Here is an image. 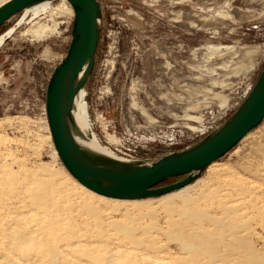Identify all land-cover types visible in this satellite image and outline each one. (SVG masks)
Here are the masks:
<instances>
[{
	"label": "rangeland",
	"instance_id": "1",
	"mask_svg": "<svg viewBox=\"0 0 264 264\" xmlns=\"http://www.w3.org/2000/svg\"><path fill=\"white\" fill-rule=\"evenodd\" d=\"M97 2L101 32L83 88V135L118 158L149 165L213 134L238 111L264 66V0ZM21 16L0 30H12L0 47V216H21L26 229L54 223L49 238L76 249L36 264H264V119L187 187L138 200L147 204L142 211L134 209L138 201L90 197L56 153L45 106L73 13L56 1L36 19ZM39 27L46 31L34 37ZM181 231L210 233L211 253L183 247ZM3 245L0 236V259ZM38 245L27 252H39Z\"/></svg>",
	"mask_w": 264,
	"mask_h": 264
},
{
	"label": "water",
	"instance_id": "2",
	"mask_svg": "<svg viewBox=\"0 0 264 264\" xmlns=\"http://www.w3.org/2000/svg\"><path fill=\"white\" fill-rule=\"evenodd\" d=\"M9 0L0 6V29L13 16L43 2ZM73 12L71 40L49 79L45 106L56 153L70 176L87 191L111 200L138 201L179 191L231 151L264 119V66L238 111L217 131L195 145L147 165L122 163L84 150L70 129L71 102L83 90L94 67L100 40L97 0H64ZM185 177L158 187L169 179Z\"/></svg>",
	"mask_w": 264,
	"mask_h": 264
},
{
	"label": "bare ground",
	"instance_id": "3",
	"mask_svg": "<svg viewBox=\"0 0 264 264\" xmlns=\"http://www.w3.org/2000/svg\"><path fill=\"white\" fill-rule=\"evenodd\" d=\"M7 1H9V0H6L2 4L6 3ZM51 3L52 2H43V3L38 4V5H36V6L32 7V8H29V9L24 10L23 12L20 13V14H22V16L20 18V21L22 22L24 20V18L28 14H30L32 16V19H36L39 16L48 13V11L50 9ZM59 3L62 5V8H64V7L66 8L68 14L71 15L73 13V12H71L72 10H70L71 7L69 8L67 6L68 3L66 1L60 0ZM45 31L46 30H45L44 27H39L35 31H33L32 34L34 35V37L40 38L39 36L44 35L43 33H45ZM11 33H12V30H8V32L6 34L0 36V47L3 45L5 39ZM83 97H84L83 90H81V91H79L75 95L74 99L72 100V102L70 104V106H71L70 107L71 108L70 129H71L72 133L76 135V138L78 139V142H79L80 146L84 150H86V151H88L90 153H93V154H96V155H99V156L108 158V159L113 160V161L122 162V163H132V161H128V160H124V159H121V158L116 157L107 148L101 146L94 137H91V138H89V139L86 140V138H85L86 136H84V135L86 133L89 134V131H88V122H87L86 106H85V103L83 101ZM49 183H51V182H49ZM44 185H45V182H44ZM46 186H48V183L46 184ZM49 187H50V185H49ZM80 188L83 189V190H85V191H87L81 185H80ZM45 190H48V189L45 188ZM50 192H52V193L55 192V189H54V191H51L50 190ZM35 193H37V192H35ZM89 193L91 195V196L89 195L90 197H93V196L94 197L95 196L97 197V195H95V194H93L91 192H89ZM42 194H45L44 196H47L46 195L47 193H42ZM38 196L39 195L37 194V197ZM42 197H40L38 199H41ZM98 198H100L101 201L102 200H104V201L107 200L106 198H103V197H100V196H98ZM44 199H46V197ZM45 201H47V200H45ZM90 201L92 202V200H90ZM37 202L39 203V201H37ZM37 202L35 201V203H37ZM89 202H86V203L83 202V204H81L82 209L85 211V213L87 212L88 214H91V216H93L96 220H99L100 219L99 218V213L97 212V210L95 209V207L91 205L92 203L90 202L91 203L90 204ZM133 202H132V204H133ZM35 203H34V205H35ZM126 203H128V202H126ZM45 204H43L42 207H44ZM145 204H146L145 201H138L136 203L134 202V205L133 206H134V209L135 210L142 211L146 207V205H147V204L146 205ZM186 204H187V202H186ZM121 206H122V204H121ZM36 207H39V206H36ZM164 208L165 209H170L171 208L170 207V204L169 203H166L164 205ZM190 213H191V210H189L187 208H185V210L183 211V215H186V217L189 216ZM47 217H48V215H47ZM41 220L42 219H40V218H35L34 219V221L36 223L40 222ZM45 220H47V218ZM49 220H51V219L49 218ZM57 221H55V222L57 223ZM99 221H101V220H99ZM22 222H24V221H23V217H21V216L13 217V218H8V217H5V216H0V225L3 228L4 227L6 228V231L5 232H4L3 228L2 229L0 228V236L2 238L4 237L5 245H3V246L5 248L4 251L7 253V255H2V257L0 259V264H36L38 262V260H41L45 256L47 258L51 259L53 262H57L58 261V258L56 257V253L60 252L59 250L63 251V253L61 252V255L62 256H63V254H65V256H68L71 253L73 254V251H76V249L74 250L73 247H70L68 245L62 246L63 245L62 244L61 246H57L56 243H55V241H54L55 239H50L49 238V235L52 233V230L53 229L55 230V226L56 225H54V223H52V224L50 223L49 226H46V227H42L45 224L41 225V227H40V223H39V225H37L36 227L34 225L35 228H27L26 229V228H23L21 226ZM45 222L47 224L50 221H45ZM52 222H54V221H52ZM99 224L100 223H98V225ZM114 227H116V226H114ZM114 229H116V228H114ZM117 229H122V226H120V227L117 226ZM129 230H130V228H129ZM176 237L180 240V242L183 245V247H190V249H191V247H195L200 252H204L205 254H206V252L209 251V249H211L210 248L211 247L210 245L213 244V236L210 233L209 234L208 233L195 234V233H184V231L183 232L181 231L180 233H178L176 235ZM34 243L39 244L38 246H40V248H41L40 251L37 252V253L35 252L34 254L27 252L29 250V245L30 244H34ZM214 243H215V241H214ZM31 250H32V248H31ZM34 250H36V249L34 248ZM209 253H211V252L209 251ZM88 258H89V256H88ZM117 260L118 259H116V260L115 259H112V260H108V259L105 260L104 259V260H98V261L96 260V261H94V264H96V263H98V264H115V263H117L118 264ZM53 262H52V264H53ZM89 262H90V260H89ZM120 264H123V263H120Z\"/></svg>",
	"mask_w": 264,
	"mask_h": 264
},
{
	"label": "trees",
	"instance_id": "4",
	"mask_svg": "<svg viewBox=\"0 0 264 264\" xmlns=\"http://www.w3.org/2000/svg\"><path fill=\"white\" fill-rule=\"evenodd\" d=\"M2 28V27H1ZM1 30V29H0ZM180 180H182L180 177H178V178H172V179H169L167 182H165V183H162V184H160L158 187H162V186H164V185H166V184H169V183H177V182H179Z\"/></svg>",
	"mask_w": 264,
	"mask_h": 264
}]
</instances>
